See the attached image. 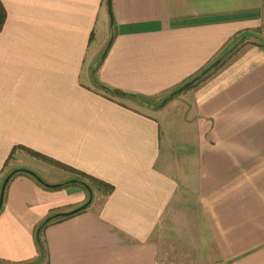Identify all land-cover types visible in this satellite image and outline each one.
Returning a JSON list of instances; mask_svg holds the SVG:
<instances>
[{"label": "crops", "instance_id": "1", "mask_svg": "<svg viewBox=\"0 0 264 264\" xmlns=\"http://www.w3.org/2000/svg\"><path fill=\"white\" fill-rule=\"evenodd\" d=\"M111 1L0 0V194L62 185L10 179L0 261L264 264V0ZM223 55L161 107L96 85L157 104ZM30 152L113 186L44 255L89 192Z\"/></svg>", "mask_w": 264, "mask_h": 264}, {"label": "trees", "instance_id": "2", "mask_svg": "<svg viewBox=\"0 0 264 264\" xmlns=\"http://www.w3.org/2000/svg\"><path fill=\"white\" fill-rule=\"evenodd\" d=\"M5 17H6V13H5V10H4L3 6L1 5V2H0V30L2 29V27H3L4 23H5V19H6ZM256 40H257L258 43L261 44V46H264V40H261L260 38H256ZM231 51H233V49ZM224 55H227V53H224ZM224 55L221 57V59L219 58L216 61H213V63L211 65H209L207 68H205L202 72H200V74L195 75V77H199V79L197 81L203 79L204 77H206V75L208 73H210L215 68H217L218 66H220L221 63H222V60L225 58ZM194 78H192L191 81H189V82H192V80ZM96 85H98V87L100 89H102L104 92H106V93H108V94H110L112 96H116V97H129V98L132 97V98L138 99L141 103L149 104V105L156 106V107L157 106L158 107L163 106L164 104L162 102H164V100L167 99V101H168V100L176 97L177 95H179L181 93V92L178 93V92H176L177 90H174L173 92H171V94L167 98H165L164 100H162L161 102H159L157 104L156 103L154 104V103H152L151 100H149L147 98H144V97H141V96H137V95H134V94H127V93L122 92V91H119V90L117 91L116 89H112V88H110V87H108L106 85H103V84L99 83L97 80H96ZM192 85H193V83L188 88H190ZM177 89H179V88H177ZM14 152H15V149H14ZM30 153L34 157H36V158L42 159L44 161H48V162L54 164L57 167L66 169L69 172H71L73 174H76L77 175V178H73L70 181V183H77V184L82 185L89 193L90 192L93 193L95 189H98V190L102 191L104 194H106V195L108 194L109 195V193H111V191L113 190V186H111L110 184L104 183V182H102V181H100V180H98L96 178H93V177L88 176L86 174H83V173H80L78 171H75L74 169L68 168L67 166H64L61 163H58V162H56L54 160H51L48 157L43 156V155H41L39 153H36V152H30ZM13 172L14 173L11 176L10 179H12L20 171H18V172L13 171ZM8 174L10 175V173H8ZM40 178L46 183V181L42 177H40ZM54 185H56V184H54ZM57 185H60V184H57ZM60 186H62V185H60ZM60 186H58V187H51V188H59ZM47 187H49V186H47ZM83 206H81V207H79L77 209H74L71 212L51 214L50 216H48L43 221V223L40 225V227L38 229L37 237H36L37 238V244H38V247H39V250H40V255H44L45 254V243H44V241L42 239V234H43L44 230L47 227L51 226V225H54L56 223L62 222L64 220L70 219V218H72V217H74L76 215H79V214L83 213L85 211V209H87L89 207V205L86 206V207H83ZM0 264H7V263L0 261ZM22 264H26V263H22Z\"/></svg>", "mask_w": 264, "mask_h": 264}, {"label": "water", "instance_id": "3", "mask_svg": "<svg viewBox=\"0 0 264 264\" xmlns=\"http://www.w3.org/2000/svg\"><path fill=\"white\" fill-rule=\"evenodd\" d=\"M107 1V6H108V11H109V16H110V20H111V24H113L114 23V18H113V14H111L112 13V1L111 0H106ZM111 43H112V38L110 39V41H109V44H108V46H107V49L105 50V52H104V55L106 54V52L108 51V49H109V47H110V45H111ZM199 79V77H195L193 80H192V82H188V83H186L185 85H183V87H181V88H179L176 92H178V93H180V92H182V91H184L186 88H188L192 83H196V81ZM167 101V99L166 100H164V102H162V103H165ZM18 171H20V172H23V173H27V174H30L31 176H33V177H35L40 183H42L43 185H45V186H49V187H58V186H60V185H50V184H48V183H45L41 178H40V176L38 175V174H36V173H34L33 171H31V170H28V169H20V170H16V172H18ZM13 173L14 172H12V173H10V175H8L7 177H6V179H5V181H4V183H3V186H1L2 187V189H1V194H0V210H1V208H2V206H3V202H4V192H5V186L7 185V183L9 182V180H10V178H11V176L13 175ZM89 200H88V202L83 206V207H86V206H88V205H90L91 204V202H92V200H93V193L92 192H90L89 193Z\"/></svg>", "mask_w": 264, "mask_h": 264}, {"label": "rangeland", "instance_id": "4", "mask_svg": "<svg viewBox=\"0 0 264 264\" xmlns=\"http://www.w3.org/2000/svg\"><path fill=\"white\" fill-rule=\"evenodd\" d=\"M71 174H73V173H71Z\"/></svg>", "mask_w": 264, "mask_h": 264}]
</instances>
